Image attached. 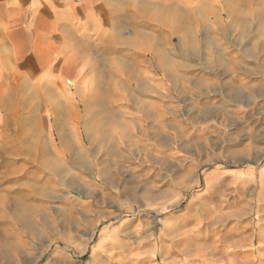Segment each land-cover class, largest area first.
Returning a JSON list of instances; mask_svg holds the SVG:
<instances>
[{
  "label": "rangeland",
  "instance_id": "obj_1",
  "mask_svg": "<svg viewBox=\"0 0 264 264\" xmlns=\"http://www.w3.org/2000/svg\"><path fill=\"white\" fill-rule=\"evenodd\" d=\"M76 2L72 34L56 33L51 48L75 52L76 81L11 83L0 98L1 123L47 131L44 149L60 156L41 171L37 145H0L3 186L28 204L6 228L13 238L0 241V264H264L260 193L247 183L264 164V96L244 113L242 99L200 92L215 106L202 149L186 146L180 128L122 129L105 119L138 107L162 119L164 87L173 108L189 110L196 96L181 93V74L219 78L221 87L247 68L264 74V19L243 16L260 0ZM55 121L63 129L44 128Z\"/></svg>",
  "mask_w": 264,
  "mask_h": 264
},
{
  "label": "crops",
  "instance_id": "obj_2",
  "mask_svg": "<svg viewBox=\"0 0 264 264\" xmlns=\"http://www.w3.org/2000/svg\"><path fill=\"white\" fill-rule=\"evenodd\" d=\"M77 8L76 0H0V98H3L4 91L9 90L8 87L11 86V83H26L29 81H76L75 52L65 48L63 45L59 47L58 51L51 50V48L53 46V36L56 33H58V35L65 33L63 34L65 36L66 32H68V35L72 34L70 27H74L73 20L76 17ZM247 8L248 9L244 12V17H252V19L259 18L260 22L263 21L264 0H260V3L253 8H251L250 5ZM84 12H86L85 8H83L80 13ZM62 40L64 39L59 38V41ZM105 49L106 47L104 50ZM232 60L233 62L239 61L238 58L235 57ZM55 66H57V68L53 69ZM261 66L264 67L262 61L257 65V68L261 70ZM247 69L246 74L242 76V79L237 76L230 77L222 87L220 86L219 78L214 79V77H211L210 79H207L208 76H202L199 79H194L190 76L182 78L183 75L181 74L179 77L180 81L179 79H176L173 82L175 84L174 86H177V81L184 82L180 86L181 93L185 94V96H196L190 109H186L185 112H183L184 109H176L172 107L171 89L169 90L164 87L165 92H170L167 93L170 98V105L169 107H166L168 111H166V115L163 116L162 119L159 116V113H157L156 108L150 107L122 110L115 109L116 111L113 110L114 114L112 116L107 115L105 119L109 120L108 123L120 124L122 129L130 126V128L133 129H146L147 126H149V128H154L156 130H161L162 128H180L181 130L186 131V146H195L196 149H202L205 137L208 136V133L205 134V132L214 129L211 120L209 123H204L203 119L215 106L209 99H206L208 102L199 101L198 94L200 92H205V95H213L220 93L221 90L225 93H223L225 97H232L233 99L239 100L242 99L245 102L243 112L246 113V109L251 106L253 98L264 96V74L257 75V77L253 78L251 74L252 69ZM164 76L167 77L168 75L165 74ZM168 81L170 80L168 79ZM198 86H202L200 88L201 90L196 91ZM15 89H19L18 84L15 85ZM234 102L236 101L234 100ZM236 103L233 105L234 112L238 109L239 113H241L242 111L237 107ZM1 107L2 105L0 106V110L2 109ZM204 109L210 111L205 112ZM85 122L88 125L89 121L85 120ZM6 124L7 123H1L0 120L1 146L9 144L17 146L37 145L38 147L34 156L35 160H33L37 163V169L40 170L48 169L44 163L49 157H52L55 161H60V156L55 148L50 150V153L49 149H44L42 142L44 136L51 140L47 131L46 133L42 132L43 135L42 133H37L35 135L34 132L29 134L27 133L28 126L25 122L23 124L19 123L12 128L8 127ZM60 124L59 121H55L52 127L47 126L44 128L60 131L63 129ZM68 129L74 128L69 125ZM61 137L63 138L64 146H71V137H69V135L62 133ZM46 145L51 144L48 143ZM4 155L5 154L0 153L1 160H6ZM1 169L2 167L0 170ZM253 178L256 179L253 180ZM247 183L252 191L260 193L262 203L260 251L262 258H264V164L260 173L255 177H251L250 180H247ZM34 185L36 188L38 187L37 183ZM42 186L43 184L41 187ZM10 190H14L13 187H7L6 185L3 186L2 178H0V241L4 242L12 241L13 238L8 237L6 232L9 229L6 228L11 225L16 226L14 221L15 217H18L17 219L19 222L22 219V216L25 218V210L28 208V204L22 203V201L19 200V196L11 197L8 195L10 194ZM32 205L34 206V204ZM6 210L15 211L16 214L14 215V218H10L12 214L6 215V212H4ZM21 210H23V212ZM26 226H28V224ZM15 239L21 240V238ZM227 252L228 254L231 253V251ZM215 254L219 255V252H215ZM223 254L225 253L222 252V255ZM243 254H248L250 256V253L247 252H244ZM230 257L231 255L229 258ZM224 260H227L226 257ZM179 262L183 264L187 263V260L185 261V258L183 257L180 258ZM224 262L229 264L228 260L227 262ZM212 264L215 263L212 262Z\"/></svg>",
  "mask_w": 264,
  "mask_h": 264
},
{
  "label": "bare ground",
  "instance_id": "obj_3",
  "mask_svg": "<svg viewBox=\"0 0 264 264\" xmlns=\"http://www.w3.org/2000/svg\"><path fill=\"white\" fill-rule=\"evenodd\" d=\"M54 161V160H53ZM58 163V162H57ZM58 167V166H57ZM58 169V168H57ZM59 170V169H58Z\"/></svg>",
  "mask_w": 264,
  "mask_h": 264
}]
</instances>
